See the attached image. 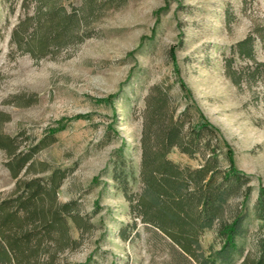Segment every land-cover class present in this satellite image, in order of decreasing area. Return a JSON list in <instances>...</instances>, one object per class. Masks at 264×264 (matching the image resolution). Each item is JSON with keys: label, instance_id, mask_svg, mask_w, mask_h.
<instances>
[{"label": "rangeland", "instance_id": "obj_1", "mask_svg": "<svg viewBox=\"0 0 264 264\" xmlns=\"http://www.w3.org/2000/svg\"><path fill=\"white\" fill-rule=\"evenodd\" d=\"M248 36L253 60L238 54ZM156 87L175 117L188 109L193 124L210 126L220 165L230 159L248 180L233 254L240 264L264 233L255 213L264 186V0H0V137L15 139V154L48 144L31 156L34 169L69 170L57 201H75L89 223L80 231L68 219L76 245L63 248L53 232L34 264H186L121 190L125 178L129 195L141 191L143 112ZM6 148L0 201L18 180L46 175L24 169L14 178ZM166 158L192 170L203 163L176 148ZM199 244L205 257L220 248L212 230Z\"/></svg>", "mask_w": 264, "mask_h": 264}, {"label": "trees", "instance_id": "obj_2", "mask_svg": "<svg viewBox=\"0 0 264 264\" xmlns=\"http://www.w3.org/2000/svg\"><path fill=\"white\" fill-rule=\"evenodd\" d=\"M71 17H67L66 24ZM238 47L240 57L254 59L251 37ZM143 113L138 174L142 188L140 193L129 195L125 178L121 187L131 203V212L179 247L186 264H190L188 260L196 264H234L233 254L239 251L236 240L244 233L243 203L251 191L246 176L235 169L230 159L227 167L220 165L216 136L210 126L193 124L188 109L175 117V110L168 107L166 92L159 87L147 96ZM14 141L0 137V149L7 147L15 165L10 167L12 176L17 178L24 169L26 174L46 175L18 180L16 189L0 201V264H34L42 243L53 232L62 236L63 248L76 245L68 237V219L80 231L89 223L80 217L75 201H57V191L69 170L47 165L34 169L31 156L48 144L41 142L28 154H15ZM173 148L190 158L200 154L201 167L180 168L168 160ZM232 199H241V204L229 208ZM255 213L264 222V186L258 188ZM206 230L214 231L220 243L219 250L208 257L199 244V237ZM240 264H264V233L257 235L254 250Z\"/></svg>", "mask_w": 264, "mask_h": 264}]
</instances>
